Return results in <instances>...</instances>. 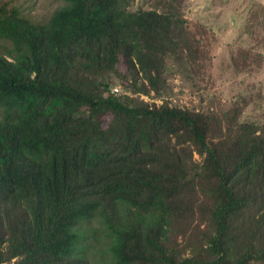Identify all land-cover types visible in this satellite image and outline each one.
Returning <instances> with one entry per match:
<instances>
[{
	"label": "trees",
	"instance_id": "trees-1",
	"mask_svg": "<svg viewBox=\"0 0 264 264\" xmlns=\"http://www.w3.org/2000/svg\"><path fill=\"white\" fill-rule=\"evenodd\" d=\"M179 3L65 0L42 22L0 6V264H90L75 252L92 216L115 264H264V123L246 98L223 114L141 98L169 88L168 58L207 57Z\"/></svg>",
	"mask_w": 264,
	"mask_h": 264
},
{
	"label": "rangeland",
	"instance_id": "rangeland-1",
	"mask_svg": "<svg viewBox=\"0 0 264 264\" xmlns=\"http://www.w3.org/2000/svg\"><path fill=\"white\" fill-rule=\"evenodd\" d=\"M4 4L15 7L34 22H42L48 21L65 0H0V6ZM156 6L162 9L158 0H131L130 9ZM179 11L202 39L201 47L207 57L201 59L199 66H186L168 58L165 76L169 88L160 98L153 93L141 94V98L216 114H223L246 98L243 118L264 123V0H180ZM12 46L9 39L0 37L3 52L7 53ZM240 48L261 53V65L252 71H240L233 60ZM117 67L127 71L124 61ZM107 80L111 83V92L118 88L119 93H132L124 80L114 74L108 75ZM5 106V100L0 98V124L6 121ZM111 118L108 115L106 123ZM195 158L200 159L197 153ZM88 223L91 229L85 223L76 229L75 254L87 258L90 264H115L106 229L97 216H92ZM87 231L85 238L83 233Z\"/></svg>",
	"mask_w": 264,
	"mask_h": 264
},
{
	"label": "built area",
	"instance_id": "built-area-1",
	"mask_svg": "<svg viewBox=\"0 0 264 264\" xmlns=\"http://www.w3.org/2000/svg\"><path fill=\"white\" fill-rule=\"evenodd\" d=\"M115 91H116V92H119V91H118V88H116ZM115 91H114V92H115Z\"/></svg>",
	"mask_w": 264,
	"mask_h": 264
}]
</instances>
